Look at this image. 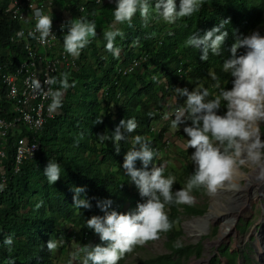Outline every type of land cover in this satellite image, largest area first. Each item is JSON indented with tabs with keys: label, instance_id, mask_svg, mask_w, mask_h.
Listing matches in <instances>:
<instances>
[{
	"label": "trees",
	"instance_id": "trees-1",
	"mask_svg": "<svg viewBox=\"0 0 264 264\" xmlns=\"http://www.w3.org/2000/svg\"><path fill=\"white\" fill-rule=\"evenodd\" d=\"M114 7V4L99 8L88 5V16L80 15L78 18L95 22L99 13L114 22ZM225 20L229 21L224 29L228 37L220 56L209 54L207 61H201L198 49L185 46V40L193 32L203 35ZM263 24V0H201L196 13L179 19L172 33L161 38V28L155 22L132 19L129 24L132 26L128 29L131 34L116 38L115 46L120 48L118 57L107 51L105 44L98 48L95 41H91L77 59L78 70L64 73L68 76L70 87L61 89L64 91L62 108L57 110L55 118L49 120L37 136L39 150L36 157L23 163L19 175H13L7 167V188L0 194V264H8L9 260H13L14 264H68L71 244L106 246V242H101L86 223L92 216L105 215L97 207V201L111 200V207L107 211L127 213L146 199L139 195L122 168L124 156L132 147V138L141 135L152 147L160 142L164 146V135L172 122L163 123L159 135L152 128L160 126L156 124L163 122L161 118L168 114L165 104L175 101L172 110L184 106L186 98L178 97L176 88H188L190 91L205 88L210 92L209 99L218 94L219 90L215 88L217 81L221 87L230 90L231 77L222 69L229 49L237 38L258 30ZM19 28L20 24L11 15L0 9V115L7 119L14 114L7 100L2 75L13 71L25 60L22 44L11 42ZM143 57L151 62L155 70L137 71L126 76L117 72L120 64L127 65L131 60H141ZM187 70L189 72L184 78L183 73ZM159 73L164 81L157 77ZM64 74L58 78L55 90L60 88ZM225 111L222 105L219 114ZM128 119H135L138 127L119 143L118 153L111 140L104 143L99 141L98 136L111 135L121 120ZM98 120L100 122L96 123ZM261 131L264 132L263 127ZM193 151L189 148L182 153L183 158L189 161L184 173L187 179L194 170L190 159ZM13 153L9 147L11 161L15 158ZM49 161L60 163L62 168L61 178L52 185L43 174ZM162 162L156 155L152 164L156 166ZM171 172L177 173V170L172 165L164 167L165 176ZM77 187L85 189L81 197L91 200V209L73 206V189ZM172 187L173 191L179 190L178 181ZM205 191L203 188L194 189L193 194ZM180 208L190 216L202 215L205 209L194 205H166L165 212L172 222V228L160 233L159 237L167 238L165 246L170 254L143 259L136 264H184L192 256H201V244L176 246L181 236L178 227ZM66 223L68 227H65ZM9 235L14 241L11 250L3 243ZM49 239H62L64 244L49 251L46 248ZM140 250H143L142 245H137L132 252ZM132 252L126 253L118 264H125V259ZM224 252L230 264H236L229 250L225 249ZM218 262L216 258L211 260V264Z\"/></svg>",
	"mask_w": 264,
	"mask_h": 264
},
{
	"label": "clouds",
	"instance_id": "clouds-1",
	"mask_svg": "<svg viewBox=\"0 0 264 264\" xmlns=\"http://www.w3.org/2000/svg\"><path fill=\"white\" fill-rule=\"evenodd\" d=\"M111 1L104 0L98 7L114 4L113 17L116 24H131L137 13L147 21L150 14L155 12L164 22L171 25L181 18L192 16L201 6V0H179L178 4L177 0H154V6L153 0H115V3ZM88 5L92 4H87L86 8ZM76 14L77 19L71 20L65 26L67 32L63 36V48L71 57L78 59L81 51L91 43V38L96 36V24L85 18H78L81 13L77 10ZM34 19L35 28L28 33L30 37L38 39L40 44H46L49 39H57L51 31L53 19L51 11L45 13L37 9L34 12ZM228 23L227 20L222 21L203 35L193 32L185 40V46L198 49L201 53V61H207L209 54L220 56L228 37V32L224 30ZM24 35L23 31L17 33L18 37ZM123 36L124 33L119 29L109 30L103 34L106 41L105 48L114 57L120 54V48L115 46L116 38ZM241 49L244 51L240 52ZM143 60L148 59L143 57L141 60H131L128 64L139 61L141 67ZM120 65L117 72L121 67L127 66ZM222 69L231 77V89L221 87L220 82L217 81L215 88L219 91L212 99H209L210 92L205 88L191 91L188 88L175 89L178 97L186 100L173 119L172 127L178 129L180 125H186L183 127V132L188 137L186 148L194 149L190 155L194 170L185 186L173 191L172 186L176 178L171 174L165 176L163 167L152 164L154 157L156 155L160 157L168 148V141L163 139V147L162 142L152 147L143 136H134L132 147L124 156L122 168L130 182L137 188L139 195L146 198L145 202L137 204L133 211L118 213L115 210L107 211L111 207V200L97 201V207L105 212V215L92 216L86 223L87 227L99 236L101 242H106V246L79 245L70 253L68 264H74L76 261L80 264H118L126 253L133 251L135 246L157 240L160 233H166L172 228V222L165 212L166 205H192L196 199L193 195L194 189L203 188L209 193H216L226 182L232 184L234 177L240 174L241 166L246 162L264 163V139H262L264 132L261 131L264 125V34L259 30H253L250 34L237 38L229 49V55L224 60ZM139 70L138 68L135 72ZM44 84L51 86L57 84V81L48 78ZM69 87L68 76L64 74L60 88L55 91L51 88L47 90L45 95L51 99L49 112L62 108L64 91L61 89L66 90ZM31 88L39 92L43 90V85L39 79H32ZM222 105L226 111L219 114ZM1 118L6 121L13 120V117L7 119L1 116ZM99 122L100 120L96 121ZM137 127L135 119L121 120L111 135L103 134L97 138L101 143L111 140L118 153L119 143L125 141L127 134L133 133ZM159 133L160 131L156 134ZM21 135L24 136L25 133ZM8 139L9 146L3 148L7 154L8 148L11 149V146L14 148L13 145L19 138L10 131ZM137 161L141 165L139 168L136 166ZM2 165L6 167V177L4 184H1L0 178V191L3 190L0 194L7 188L9 170L7 167L14 175L11 160L2 162ZM61 172L60 163L49 161L43 174L52 185L61 178ZM257 179L264 181V173L258 174ZM232 187H235V184H232ZM73 192V206L77 209H91V200L81 197V193L85 192L84 188H74ZM3 243L11 250L13 237L9 235ZM63 244L62 239H49L46 248L52 251ZM176 246H180L179 241ZM8 264H14V261L9 260Z\"/></svg>",
	"mask_w": 264,
	"mask_h": 264
},
{
	"label": "rangeland",
	"instance_id": "rangeland-1",
	"mask_svg": "<svg viewBox=\"0 0 264 264\" xmlns=\"http://www.w3.org/2000/svg\"><path fill=\"white\" fill-rule=\"evenodd\" d=\"M8 1L0 0V9H5ZM133 19L138 22L143 20L138 13ZM149 21L155 22V25H159L161 28L162 35L160 38L171 34L177 26L176 23L167 24L155 12L150 14ZM95 24L96 36L91 38V41H95L98 48L103 47L106 43L103 38L106 31L119 29L124 33V36L131 34L128 29L132 25L128 23L116 24L101 15L96 16ZM258 30L264 34V24ZM121 42L117 41V43ZM148 61H141L138 72H152L155 70V67ZM157 77L164 81L162 74L159 73ZM174 105L175 101L168 103V105L165 104V112H172L171 106ZM183 127V125H180L177 129L171 126L167 130L164 140L169 142V146L159 157L163 162L156 165L163 168H169V165H172L177 173L171 172V175L176 178L175 181H178L180 188H183L186 184L187 174L184 173L187 172L186 169L189 167V161L184 159L182 155L183 152L189 150L186 148L188 137L183 132ZM262 127L264 128V125ZM138 165H140L139 161H137L136 166ZM261 173H264V163L246 162L241 166L240 174L235 176L232 181L235 187L226 182L216 193H209L206 190L198 195L193 194L196 199L192 205L205 207L202 215H186L184 210L180 208L181 221L178 227L181 230V236L177 239V242L179 241L182 246H197L198 244L202 246L201 256H192L184 264H211V260L214 258L219 260L217 264H230V260L226 258L225 249L233 255L236 264H264V181L257 179L258 174ZM199 219H202L199 225L193 223L194 220ZM64 225L65 227L69 226L68 224ZM166 242L167 238L161 236L157 240L142 244L143 250L132 252L125 259V264H136L143 259L170 254L165 246ZM76 247V245L71 244L69 246L70 253ZM57 264L61 263L58 262ZM74 264H80V262L76 261Z\"/></svg>",
	"mask_w": 264,
	"mask_h": 264
},
{
	"label": "built area",
	"instance_id": "built-area-1",
	"mask_svg": "<svg viewBox=\"0 0 264 264\" xmlns=\"http://www.w3.org/2000/svg\"><path fill=\"white\" fill-rule=\"evenodd\" d=\"M115 3V0H112ZM104 0H77L76 10L88 16L87 4L101 6ZM39 9L44 12L45 6L35 0H11L5 13L12 16L13 20L20 24L19 30L11 38V42L22 44L25 60L19 63L13 71H8L2 75L3 84L7 93V100L13 110V120L6 121L0 116V178L4 184L6 177V167L2 162L9 161V155L3 149L9 146L8 134L13 131L18 136L11 150L15 154L13 162L14 175L20 173L21 165L28 160L36 157L39 144L37 136L42 127L57 115V111L49 112L48 107L51 103L49 96L45 93L49 88L55 91L58 85V78L64 73L76 72L77 58L71 57L63 48V36L67 32L68 21H52V33L56 40L49 39L46 44H40L38 39L28 35L34 31L35 19L34 12ZM23 31L24 37H18L17 33ZM38 33L36 36L38 37ZM140 68L139 61H133L126 67H121L118 73L121 76L131 75ZM54 78L55 85H46L44 81ZM39 79L43 85L42 91H34L31 88V80ZM174 114L164 115L162 120L173 118ZM24 131V132H23ZM156 132V127L152 128ZM25 133L24 136L21 134ZM31 137V139H30ZM3 191V190H2ZM0 191V192H2Z\"/></svg>",
	"mask_w": 264,
	"mask_h": 264
},
{
	"label": "crops",
	"instance_id": "crops-1",
	"mask_svg": "<svg viewBox=\"0 0 264 264\" xmlns=\"http://www.w3.org/2000/svg\"><path fill=\"white\" fill-rule=\"evenodd\" d=\"M11 0L8 1L7 7ZM45 6L44 12L52 15V21L66 20L68 24L71 20L77 19L76 6L77 0H35Z\"/></svg>",
	"mask_w": 264,
	"mask_h": 264
},
{
	"label": "water",
	"instance_id": "water-1",
	"mask_svg": "<svg viewBox=\"0 0 264 264\" xmlns=\"http://www.w3.org/2000/svg\"><path fill=\"white\" fill-rule=\"evenodd\" d=\"M188 72H189V70H187V71H185V72L183 73V74H184V78H185V76L188 74ZM179 109H180V108H176V109L172 110V112H168L167 115H169V114H174V117H173V118L166 119V120L164 119V122L157 123V125L159 124L160 126H156V133H158V132L160 131V129H161L163 123H168V122H172V121H173V119L175 118V116H176V114L178 113ZM161 120H162V118H161ZM162 121H163V120H162ZM171 126H172V124L170 125V127H171ZM183 126H184V125H183Z\"/></svg>",
	"mask_w": 264,
	"mask_h": 264
},
{
	"label": "bare ground",
	"instance_id": "bare-ground-1",
	"mask_svg": "<svg viewBox=\"0 0 264 264\" xmlns=\"http://www.w3.org/2000/svg\"><path fill=\"white\" fill-rule=\"evenodd\" d=\"M164 130H165V129H164ZM157 160H158V159H157ZM117 174H118V173H117ZM235 218H236V217H235ZM200 222H202V219H201V220L199 219V220H194V221H193V223L198 224V225H199ZM66 224H67V223H66Z\"/></svg>",
	"mask_w": 264,
	"mask_h": 264
}]
</instances>
